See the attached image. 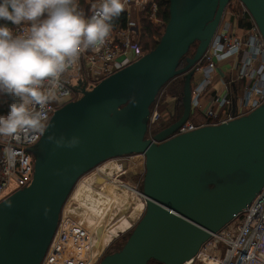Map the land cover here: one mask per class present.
Here are the masks:
<instances>
[{
	"label": "water",
	"instance_id": "water-1",
	"mask_svg": "<svg viewBox=\"0 0 264 264\" xmlns=\"http://www.w3.org/2000/svg\"><path fill=\"white\" fill-rule=\"evenodd\" d=\"M231 1L170 0L153 51L92 88L77 86L81 97L55 112L30 149L32 182L0 203V264H42L78 183L109 160L145 157V213L125 245L99 264H186L262 192L264 104L227 124L177 135L192 115L196 66ZM239 1L264 39V0ZM180 76L181 118L148 139L157 96Z\"/></svg>",
	"mask_w": 264,
	"mask_h": 264
},
{
	"label": "built area",
	"instance_id": "built-area-1",
	"mask_svg": "<svg viewBox=\"0 0 264 264\" xmlns=\"http://www.w3.org/2000/svg\"><path fill=\"white\" fill-rule=\"evenodd\" d=\"M74 2L80 11L78 0ZM101 2L86 0L82 13L90 17ZM124 2V11L119 16H126L125 27L119 16L113 18L112 29L103 43L82 47L55 84L45 80L39 86L44 96L40 101H30L28 107L34 113L42 114L40 126L24 128L12 135L0 134V203L32 182L35 158L30 149L39 143L55 112L81 97L76 91L77 86L92 88L147 54L140 46L141 26L144 21L156 26L163 23L158 17V5L154 0ZM236 2L230 20L225 22V12L208 51L196 66L192 115L177 135L227 124L264 104V39L247 8L239 0ZM232 18L235 24L231 22ZM13 30L17 34H26L28 28L13 25ZM225 60L233 63L234 70L228 80H222L223 87L217 90L213 81L218 64ZM50 89L54 96L45 99ZM195 116H200V121H195ZM152 122L158 125L159 116H154ZM60 224L42 264H95L87 259L89 257L81 255L84 248L93 247L89 244L87 229L80 224L67 223L62 227ZM186 264H264V189L231 223L212 235Z\"/></svg>",
	"mask_w": 264,
	"mask_h": 264
},
{
	"label": "clouds",
	"instance_id": "clouds-1",
	"mask_svg": "<svg viewBox=\"0 0 264 264\" xmlns=\"http://www.w3.org/2000/svg\"><path fill=\"white\" fill-rule=\"evenodd\" d=\"M124 8V0H102L87 17L74 0H0V91L21 100L0 116V134L40 126L42 114L28 107L44 96L39 86L45 80L55 84L82 47L103 43ZM10 25H25L28 31L17 34ZM53 96L50 89L44 98ZM77 142L73 138L69 146Z\"/></svg>",
	"mask_w": 264,
	"mask_h": 264
},
{
	"label": "rangeland",
	"instance_id": "rangeland-1",
	"mask_svg": "<svg viewBox=\"0 0 264 264\" xmlns=\"http://www.w3.org/2000/svg\"><path fill=\"white\" fill-rule=\"evenodd\" d=\"M236 4V0H232L231 5L226 8L225 22L230 20V12ZM231 22L235 24L234 18L231 19ZM156 27L164 34L166 26L163 23ZM234 31L236 32L237 29ZM156 39L159 42V39ZM195 51L196 47L192 48L190 53ZM180 80H183V76H180ZM179 89V87L175 89V83H169L157 96L156 103L151 108L148 139H152L156 135L157 129H165L176 122L182 108L180 102L182 93ZM234 90L237 91L236 88ZM156 115L159 116L158 125L152 122V118ZM145 164V157L141 155L105 162L81 179L65 205L61 216V227L67 223H73V226L80 224L87 229L89 244L91 243L93 247L91 249L84 248L81 255L89 257L95 264H99L107 255L119 251L144 216L145 200L139 194H142L143 190ZM133 190L139 194L133 193ZM100 193L109 205L105 211L101 210L100 214L99 212L95 214L97 218L101 216L99 219L87 221L89 213L95 211L92 207L96 206ZM80 195L85 198L87 205L85 203L80 205L77 201ZM101 243L104 244L101 247V253L96 257L92 255V257L90 253L97 246L100 248ZM89 258L87 259L89 260Z\"/></svg>",
	"mask_w": 264,
	"mask_h": 264
},
{
	"label": "trees",
	"instance_id": "trees-1",
	"mask_svg": "<svg viewBox=\"0 0 264 264\" xmlns=\"http://www.w3.org/2000/svg\"><path fill=\"white\" fill-rule=\"evenodd\" d=\"M154 1L157 3L158 8H159V11H158L159 19L163 21L164 26H167V24L169 22L170 0H154ZM78 2L80 4V11L81 12L84 11L85 5H86V0H78ZM119 19L122 22L123 27H125L126 16L121 15V16H119ZM240 25L242 26V24H240ZM10 27L13 28V25H10ZM162 36H163V34L160 32V29L158 27H156V25H153L152 23H150L148 21L142 22L140 46L144 52L149 53V52L153 51L159 43L158 41H156L157 40L156 38H158L160 41ZM197 46L198 45L196 44L192 48L196 47V49H197ZM195 52L189 53L186 56V58L183 59V61L181 63V68H183L187 65V63H186L187 58L193 57ZM169 83H171V84L175 83V89L177 87H179L180 88L179 90L182 93L181 95L183 96L184 79L180 80V77H177L174 80L170 81ZM182 96L180 97L181 98L180 102H181L182 108H181V112H180L179 116H177L176 121L179 120L183 114ZM20 102H21L20 97H17L13 94H9L5 91L0 92V116H6L8 110H9V106L12 103H20ZM155 103H156V101H155ZM162 130H164V128H159L156 130L155 133L157 134L158 132H160ZM150 264H158V263L152 261V262H150Z\"/></svg>",
	"mask_w": 264,
	"mask_h": 264
},
{
	"label": "bare ground",
	"instance_id": "bare-ground-1",
	"mask_svg": "<svg viewBox=\"0 0 264 264\" xmlns=\"http://www.w3.org/2000/svg\"><path fill=\"white\" fill-rule=\"evenodd\" d=\"M83 179V178H82ZM81 181V180H80ZM133 193H135V194H137L138 192H136L135 190H133ZM139 194V193H138ZM140 196H141V194H139ZM98 196V195H97ZM142 197V196H141ZM96 199V198H95ZM77 201L80 203V205H82V204H84L85 203V198L83 197V196H79L78 198H77ZM86 204V203H85ZM87 205V204H86ZM108 205H109V203H108V201L107 200H105V199H103V197L101 196V193H100V195H99V197L97 198V204H96V206H93L92 207V209L93 210H95V211H93L92 213H89L90 215L88 216V219H87V221H90V220H92V219H99L101 216H98V218H97V216H95V214L97 213V212H99V214H100V212H101V210H106L107 209V207H108ZM85 206V205H84ZM87 217V216H86ZM101 246H100V248H97L96 247V249H94V251L93 252H91L90 254H91V256L93 255V256H98L100 253H101V247L102 246H104V244L103 243H101L100 244ZM92 256V257H93ZM90 259V258H89Z\"/></svg>",
	"mask_w": 264,
	"mask_h": 264
},
{
	"label": "crops",
	"instance_id": "crops-1",
	"mask_svg": "<svg viewBox=\"0 0 264 264\" xmlns=\"http://www.w3.org/2000/svg\"><path fill=\"white\" fill-rule=\"evenodd\" d=\"M233 63L230 60L222 61L218 64V71L215 80L213 81L214 88L220 90L222 85V80H228V77L233 73ZM206 105V104H205ZM195 121H200V116H195Z\"/></svg>",
	"mask_w": 264,
	"mask_h": 264
}]
</instances>
